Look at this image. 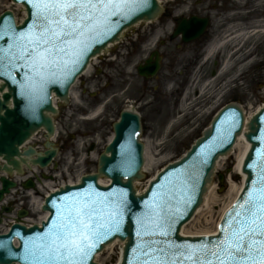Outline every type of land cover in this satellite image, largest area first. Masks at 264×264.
<instances>
[{
    "label": "snow or ice",
    "instance_id": "snow-or-ice-1",
    "mask_svg": "<svg viewBox=\"0 0 264 264\" xmlns=\"http://www.w3.org/2000/svg\"><path fill=\"white\" fill-rule=\"evenodd\" d=\"M24 2L29 8L25 30H18L6 17L0 23V41L6 43V47L0 44V76L25 72L21 94L33 112L49 85L70 81L97 44L148 4V0ZM259 119L264 123V114ZM241 125L242 118L233 113L217 138L219 144L230 140ZM217 146L198 154V164L161 185L139 214L132 211L124 189L101 192L89 185L83 193L64 198L56 206L48 231L24 242L23 259L26 264H88L97 247L121 234L125 218L131 217L139 241L133 249L136 264H264V149L257 179L226 214L216 239L189 244L171 238L194 200L201 168ZM125 147L128 160L122 168L127 174L130 143Z\"/></svg>",
    "mask_w": 264,
    "mask_h": 264
},
{
    "label": "rangeland",
    "instance_id": "rangeland-1",
    "mask_svg": "<svg viewBox=\"0 0 264 264\" xmlns=\"http://www.w3.org/2000/svg\"><path fill=\"white\" fill-rule=\"evenodd\" d=\"M191 1L160 0V5L166 11L165 14L171 11L175 15H179L185 9L182 6L189 5ZM206 1L201 0L204 2L203 4L210 5L205 3ZM249 5L250 7H248ZM226 6L228 11L226 9L218 12L219 20L216 21L217 26L221 22H225V27L221 31L213 30L209 42L213 46L221 44V48L216 51L219 56L217 65L198 64L193 68L190 81L183 86L184 88L177 86L179 100L176 115L161 106L152 109L148 115V118L152 115V119H148L147 134L143 137L147 148L145 166L147 177L137 185L138 190L143 189L148 180L162 168L180 158L186 148L208 126L215 111L229 103L232 98L239 101L238 103L246 114L264 102V0H250V2L227 0ZM5 10L13 11L19 20L22 18L20 7L13 6L10 0H0V14ZM211 14L213 15V12ZM162 18L161 22L148 25V27H154L158 36L167 33V25H162L165 21L164 17ZM141 27L144 26L141 25ZM131 35L128 34L127 37H131ZM116 48L117 46L112 48L109 54L113 53ZM102 58L96 59L89 67L88 73L79 79L72 90L75 98L69 108L62 111L60 118V121L63 122L70 115L69 121H75L80 133H97L93 137L96 142L95 154L101 152L109 136L108 126L104 127V125H108L115 116L105 119L101 114L97 120L91 122H81L78 118L86 116L88 112L102 106L99 90L103 83L101 77L97 75ZM112 61H115L114 58ZM215 69H217L216 76L210 75L211 71ZM203 74H206L208 78H201ZM177 84L178 82L169 83L163 90V94H169ZM84 86L85 89H82ZM93 93L97 94L99 99L94 106L87 105L88 95ZM70 128L71 126L67 125L66 128L58 129L57 144L63 140V131L66 132L65 136L72 133ZM87 148V145H82L80 142L69 144L65 142L60 149V155L56 162L57 167L67 163L70 170L76 173H88L95 170L94 161L86 154ZM243 148V144L240 143V146L228 159H223L218 163L217 175H222L224 178L229 176V183L227 185L224 182L220 185L217 182V177L214 179L212 190L214 202L184 227V235L210 234L215 231L222 212L236 195V193L228 194L230 184L237 190L241 185L237 162L243 153ZM67 151L70 152V155L66 156ZM221 188H223V192L220 191ZM115 261L116 258L109 254L100 255L96 259L98 264H114Z\"/></svg>",
    "mask_w": 264,
    "mask_h": 264
},
{
    "label": "water",
    "instance_id": "water-1",
    "mask_svg": "<svg viewBox=\"0 0 264 264\" xmlns=\"http://www.w3.org/2000/svg\"><path fill=\"white\" fill-rule=\"evenodd\" d=\"M14 3L21 4L26 12V19L20 24L16 25L11 13H4L0 17L8 18L18 30H25L29 23V8L24 0H12ZM163 7V6H162ZM161 8L158 6L156 0H148V4L142 11L136 13L131 19L121 22L120 26L116 29L115 33L109 36L102 44H97L93 50L85 57V61L81 64L80 70L74 77L66 83H57L49 85L45 97L41 101H37L35 111H31L28 107V99L21 94V81L25 75L24 71H13L11 76H0V81L3 84L0 86V93L4 89L7 93L1 95L0 99V157L13 168H17L19 164L14 161V157H19L18 147L37 129L43 127L49 134H52V122L49 114H55V110L51 105L52 95L59 98L61 101H66L68 89L73 84L74 80L85 70V67L90 58L100 54L108 44H112L118 40L120 33L140 21H150L157 18L161 13ZM192 22L188 24H181L176 34H183L189 41L195 34H198L200 28H194ZM0 44L6 43L0 41ZM158 69L157 64H153L144 69H140V75H145V70H149L154 75ZM233 113H237L241 118L242 114L237 107L229 106L222 110L214 119L211 128L207 130L202 138L198 140L189 152L178 163L168 166L162 173H160L154 182H151L146 193L136 196L133 189V183L141 180L142 176L140 170L142 167V146L138 143L140 134V126L137 116L124 113L121 115L120 121L114 125V139L111 144L105 149V153L101 155L98 165V174L88 176L81 180L80 185L74 187H65L59 192L50 195L45 200L44 211L49 212L50 216L46 223H42V228L33 227L24 229L19 226L12 227L10 233L5 236H0V264H26L23 259L24 256V242L29 238L36 237L38 234H43L48 231L52 219L55 216L56 206L66 197L83 193L89 185H93L101 192H110L112 190L124 189L129 194V200L132 205V211L139 214L145 210V203L151 201L153 194L160 189L161 185H165L168 181L175 179L178 173L183 172L185 169H190L194 164H198L200 156L198 154L206 152V150L213 144L218 145L210 155L208 162L201 168L200 179L197 184L196 193L193 202L188 206L187 214L176 225L177 231L172 233L171 238L177 243L198 244L205 241V238H182L178 236L179 229L184 225L193 215L196 208L201 204L202 196L206 191L213 175V167L215 161L219 157L226 156L236 139L241 133L242 125L235 130L230 140L225 141L222 145L219 144L217 139L222 132L223 127L227 122L232 119ZM264 114L262 109L256 116H254L246 126V133L244 138L250 144L249 153L244 161L242 172L246 175V183L243 195H246V190L252 187V181L257 179V165L261 162L260 152L264 149V123H261L259 117ZM130 133L131 139H130ZM130 143V170L125 174L122 165L128 160V149L125 147ZM32 151H27L23 155L28 157L32 155ZM109 154V157L106 156ZM54 152H47L43 157H38L31 163L40 167L46 166ZM22 160V159H20ZM25 162V160H22ZM245 165H252L251 168ZM8 171V170H7ZM103 176L111 181L108 187H101L97 184V179ZM147 175H145L146 180ZM9 185L2 182V190L0 196L6 191ZM237 201V203L240 201ZM236 203V204H237ZM235 204V205H236ZM222 221L220 227L224 225ZM220 229V228H219ZM137 226L131 217L125 218L124 228L121 234L110 237L108 240L100 244L97 249L92 253L88 264H94L93 258L97 252H100L103 247L109 244L113 239L125 240V248L123 251V261L121 264H136L137 256L133 249L139 243L137 239ZM220 235V232L218 236ZM216 237H207V240H214ZM16 238L18 241V248L12 246V240Z\"/></svg>",
    "mask_w": 264,
    "mask_h": 264
},
{
    "label": "flooded vegetation",
    "instance_id": "flooded-vegetation-1",
    "mask_svg": "<svg viewBox=\"0 0 264 264\" xmlns=\"http://www.w3.org/2000/svg\"><path fill=\"white\" fill-rule=\"evenodd\" d=\"M152 31H149L143 36L135 35V42L131 43L130 51L126 53V56L118 57L117 66L112 69L108 64H103L104 71L114 73L112 80L106 77V90L105 98L110 100L112 94L116 96L114 104L117 109H121L124 105L133 104L135 108H138L141 101L136 96V87L133 83V78L129 74L132 64L140 57H143V50L149 41L151 40ZM158 51V56L162 62V73L154 80L158 85H163L165 77L163 74H170L176 70L185 69L188 63L198 62L201 60V54L203 47L201 41H196L190 45H184L180 42L168 47L163 44ZM149 55V54H148ZM166 76V75H165ZM111 84V86H110ZM109 112L114 110L112 107L107 108Z\"/></svg>",
    "mask_w": 264,
    "mask_h": 264
},
{
    "label": "bare ground",
    "instance_id": "bare-ground-1",
    "mask_svg": "<svg viewBox=\"0 0 264 264\" xmlns=\"http://www.w3.org/2000/svg\"><path fill=\"white\" fill-rule=\"evenodd\" d=\"M240 142H244V140L242 139V138H239V140H237V143H236V145H235V149L236 148H238L239 146H240ZM247 148H248V146H247V144H245L244 143V148H243V153H242V155L240 156V158L238 159V162H237V171L239 172V168H240V164H241V161H242V159H243V156H244V154H245V152H246V150H247ZM146 169V168H145ZM242 179H243V177H242ZM239 190H240V188L237 190L234 186H232L231 184H230V188H229V191H228V194H231V193H238L239 192ZM214 197H213V195H212V186H210L209 187V190H208V193L206 194V196L204 197V203H203V205H202V207H200V209L196 212V215H198L200 212H202L203 210H206V209H208L209 207H210V204L212 203V202H214ZM183 234V233H182ZM112 250V249H111ZM110 250V251H111Z\"/></svg>",
    "mask_w": 264,
    "mask_h": 264
}]
</instances>
